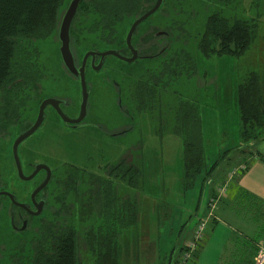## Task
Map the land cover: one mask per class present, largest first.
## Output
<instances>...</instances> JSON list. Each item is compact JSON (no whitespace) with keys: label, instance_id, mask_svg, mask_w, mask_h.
<instances>
[{"label":"rangeland","instance_id":"obj_1","mask_svg":"<svg viewBox=\"0 0 264 264\" xmlns=\"http://www.w3.org/2000/svg\"><path fill=\"white\" fill-rule=\"evenodd\" d=\"M64 9L65 7L60 11V23L66 10ZM216 12H223L230 21L240 19L257 22V39L245 55L207 58L200 53L198 43L207 19ZM134 21L133 17L125 18L122 34ZM158 25L169 26L174 34L182 33L184 43L188 45L187 51L197 62L198 76L190 79L183 77L179 81L186 88L167 85L159 101L155 100L154 110L147 114L132 111L135 122L133 131L128 135H102L96 143L90 137L80 138L79 135L73 136L61 131L55 133L54 119L49 116L44 125L31 135L29 143L34 145L37 158L54 157V163L69 158L71 153H89L96 161L101 157L105 163L115 165L126 160L142 169L143 184L140 188H132L121 180H114V188L118 191V206L127 199L136 200L139 205L138 225H129L120 235L121 264H133L131 261H136L137 256L140 261L136 264H180L183 256L181 249L195 238V231L201 223L206 224L203 233V237L207 235L204 253L201 259H193L187 264H196L199 260L201 264H220L219 249L225 244V234L229 229H212V217H215L219 201L216 208L210 211L208 203L211 194L216 190L222 197L228 196L229 192L224 190L223 184L227 173L230 172V180V177H235L244 168L237 167L231 171L238 160L235 150L242 142L237 88L248 74L264 73V0H234L229 6L212 0H165L161 9L140 25L138 32L142 34ZM97 43L94 35L86 36L80 49L85 53ZM32 45L38 51L37 62L44 71L40 99L55 94L68 97L75 105L81 104V82L68 72L63 62L59 29L48 38L34 41ZM102 45L104 47L100 48L104 49L109 44ZM162 60L163 58L159 61L152 59L129 64L109 57L101 73L88 70L90 116L103 122L108 133L116 131V123L121 126L129 124L130 117L126 110H131L132 107H128L126 94L119 93L116 83L122 84V78L131 75L134 79L129 78L128 84L133 86L140 81L138 89L145 91L147 83L151 82L150 76L158 75L156 67ZM99 81L103 84H98ZM199 84L200 87L196 88ZM34 101V110L29 113L33 117L28 118L27 115L26 122H32L36 117L35 107L38 106V101ZM193 104L198 107L202 120L201 139L206 151V161L202 172L191 183H187L184 152L188 130L177 118H193ZM21 133V127L18 126L0 137V157L12 156L13 143ZM259 133L260 137L264 136L262 129ZM262 141L264 138L253 144L252 153L257 154L258 144ZM6 160L10 164L9 157ZM69 162L77 165L73 160ZM77 162L81 164L85 161ZM216 163L219 167L210 176ZM105 177L108 176L105 174ZM104 185V202L109 204V193L106 192L109 186ZM88 189L86 186L77 189L74 192L75 199L77 196L83 198ZM104 207L110 218L116 217L110 214L107 205L104 204ZM96 209L102 214L99 207ZM116 210L115 205L114 211ZM61 214L57 218L49 214L45 219L76 228L79 234L78 258L81 264H95V257L85 243L87 232L95 223V214L93 218L86 215L83 201L75 203L71 215ZM200 220L201 223L196 227Z\"/></svg>","mask_w":264,"mask_h":264},{"label":"trees","instance_id":"obj_2","mask_svg":"<svg viewBox=\"0 0 264 264\" xmlns=\"http://www.w3.org/2000/svg\"><path fill=\"white\" fill-rule=\"evenodd\" d=\"M70 1L0 0V137L4 133H9L13 127L20 126L21 132L31 127V123L26 122L25 118L27 115L28 118L32 117L29 113L34 110V100L38 101V105L40 104L39 94L44 77V71L37 62L38 51L32 43L48 38L58 31L60 11L64 7L66 9ZM212 1L229 6L234 0ZM156 2L157 0H83L71 27V41L76 43L84 36L83 33H80L81 31L76 30V27H83L84 31L90 30V34L96 35L98 31L93 29L100 23L116 25L123 22L126 17L136 19L150 11ZM257 32L258 24L254 20L234 19L230 21L223 12H216L207 19L198 49L207 58L213 56L241 57L250 50L256 41ZM189 60L192 61L191 58ZM189 65L190 63L185 62L187 72L190 71V68H187ZM150 101L153 102V99ZM237 104L242 124V142L235 151L245 153V145L252 147L255 142L264 138L259 135L261 129L264 133V73L252 72L248 74L237 88ZM35 108L37 109V107ZM193 109L195 115L193 118L190 116L184 119L177 118L178 122L188 130L184 152L187 183H191L202 172L206 161V151L201 139L202 120H200L198 107L194 105ZM150 110H154V106ZM258 157L264 162V156L259 155ZM243 166L239 175L249 170L248 164L241 167ZM218 167V163L213 165L210 176L215 173ZM107 175L111 180V183L107 182L109 187L106 189V192L109 193L110 203L101 204L99 208L102 210V214L96 209V212L102 217V228L100 230L94 228L91 232H87L85 243L95 257V264H121L120 235L125 229H128L129 225L133 227L138 225L139 205L136 200L127 199L118 206V191L114 188V180H121L137 189L143 184V171L134 164L122 160L118 164L109 166ZM227 184L225 183L224 187L229 192ZM233 185L230 187V192ZM225 197L226 195L219 200V206L215 211V217H212V222H218L216 221L217 212L222 205L232 206L237 213L245 212L251 215L258 224L259 221H262L261 228L258 227V236L251 239L254 241L251 242V246H254L264 238V200L244 188H239L236 191L233 205L229 200L226 201ZM217 198L216 190L210 196L209 211L212 210V200ZM104 204L108 206L110 214L116 215L115 218L108 216ZM115 205L116 211H114ZM92 210L93 207L88 212L92 213ZM127 220H129L128 223ZM201 221L196 224V227ZM46 226H48V230L44 232V238L47 241L44 242V245H53L54 254L50 252L51 250L46 251L47 254L42 264H81L78 258L79 234L77 229L58 223L52 235L51 225ZM181 251L183 254L186 253L187 247L185 246ZM196 256L197 251L193 256L194 261ZM138 260L140 261L139 256L136 261L132 260L131 262L136 264Z\"/></svg>","mask_w":264,"mask_h":264},{"label":"flooded vegetation","instance_id":"obj_3","mask_svg":"<svg viewBox=\"0 0 264 264\" xmlns=\"http://www.w3.org/2000/svg\"><path fill=\"white\" fill-rule=\"evenodd\" d=\"M122 23L116 25L100 23L98 27L93 29L98 31L96 35L90 34V30L84 31L83 27H76V30L81 31L80 33H83L84 36L76 43L71 41V51L78 70L81 69L84 63L86 65L85 76L89 93L88 70L93 73H101L109 57L129 64L152 59L159 61L163 58L156 67V74L158 75L150 76L151 82L147 83L145 91L138 89L137 85L140 81L133 86L128 84L129 78L134 79L131 75L128 78L123 77L122 84L116 83L119 93L126 94L128 107H132L131 110H126V114L130 117V123L124 126L116 123L114 124L116 131L108 133L104 129L107 126L103 122L90 116L88 103L83 111L82 120L77 122L82 114V94L81 104L79 103V105H75L68 97H59L52 94L47 96L46 99H56L59 103H57V108L52 105L45 108V120L41 127L47 118L51 116L54 119L55 133L61 131L71 133L73 136L79 135L80 138L90 137L96 143L99 142L98 137L102 135L111 137L122 134L128 135L134 128L135 117L132 116V111L149 113L150 108L155 104V100L159 101L161 94L166 91L167 85L168 87L175 85L179 88H186V86L179 83L180 79L183 77L190 79L195 75L198 76L197 62L187 51L188 45L184 43L182 33L174 34L169 26L158 25L140 34L138 32L140 24L135 30L130 44L128 35L132 25L122 34ZM89 35H94L98 43L93 44L92 49L82 53L80 49L82 42ZM136 36L137 40H135ZM103 43L109 45L101 49ZM110 52H115L116 55H108ZM87 54L89 56L86 58ZM134 55L138 56V59L135 62H129ZM103 56L102 68L97 69ZM185 62L190 63L187 67L190 68L189 72L186 71ZM147 72L149 73L148 70ZM71 75L79 80L81 79L79 75ZM98 84L103 83L99 81ZM208 86L209 82L207 83ZM199 87L200 84L196 86V88ZM151 99H153V102L150 101ZM43 100L45 99H41L40 104L37 106L36 117L30 122V126L34 124ZM30 137L18 149L22 172H20L15 160L14 143L12 156L0 157V264H42L47 254L46 251L51 250L50 252H53L54 250L53 245H44V242L47 241L44 238V232L48 230L46 225H51V234L53 235L59 223L56 220L48 221L45 216L52 214L57 218V216L62 215L61 213L71 215L75 203L83 201V210L86 215L93 218L95 214V223L91 227L92 229L88 230V233L94 228L98 230L102 228L101 216L99 213L96 215L95 207H101V204L104 203V184L111 183L107 175V168L112 164L105 163L101 160V157L96 161L89 153H71L69 158L61 159L57 163H54V157L45 158L43 156L37 158L34 145L29 143ZM23 146L25 147L22 150ZM6 157H9L10 164H8ZM70 160L75 161L77 165L69 162ZM80 160L85 162L80 164L77 162ZM48 169L50 170L49 174ZM105 174L108 177H105ZM81 186L89 188L87 194L83 198L77 196L75 199L74 192ZM91 207H93L92 213L88 212ZM64 208L66 210H63Z\"/></svg>","mask_w":264,"mask_h":264},{"label":"crops","instance_id":"obj_4","mask_svg":"<svg viewBox=\"0 0 264 264\" xmlns=\"http://www.w3.org/2000/svg\"><path fill=\"white\" fill-rule=\"evenodd\" d=\"M244 147L246 152L238 153L237 165L231 171L248 164V172L241 175H239L240 173L236 174L235 177H230V180H228V173H230L228 172L226 175L227 180L225 179L223 183L232 182L227 184V186L229 185V195L225 197V200H229L232 205L235 203V193L239 188H244L264 200V162L258 157L259 155L264 156V141L258 144L259 150L257 154L251 152V145H245ZM252 157L254 158L252 159ZM231 185H233V188L230 192ZM216 221L218 222H212V229L220 227H228L229 229V232L225 234V244L219 249L221 253L220 264H253L258 246L264 242V238L255 243L254 246H251V242H254L251 239L258 236V227L259 229L261 228L262 221H259L258 224L251 215L245 212L237 213L232 206L227 207L226 205H222L218 210ZM206 240L207 235H205L204 240L198 247L195 261L199 258L201 259ZM196 264H201V260Z\"/></svg>","mask_w":264,"mask_h":264},{"label":"water","instance_id":"obj_5","mask_svg":"<svg viewBox=\"0 0 264 264\" xmlns=\"http://www.w3.org/2000/svg\"><path fill=\"white\" fill-rule=\"evenodd\" d=\"M83 0H71L65 10V13L62 17L60 26H59V39L61 42V56L63 59V62L67 68V70L77 76H81V85H82V114L79 118V121L82 120L83 117V111L86 109L87 103H88V98H89V92L87 89V83H86V76H85V72H86V65L85 63L83 64V66L81 67L80 70L77 69L76 65H75V61H74V57L71 51V36H70V32H71V27L73 24V21L77 15L78 12V8L80 6V3ZM164 0H157L155 6L148 11L147 13H145L143 16L137 18L135 20V22L132 24L131 30L129 32L128 35V42L131 44L132 42V38L134 36V32L137 29V27L142 24L144 21H146L147 19H149L152 15H154L157 11H159V9L161 8L162 4H163ZM108 55H116L115 52H110L108 53ZM107 55V56H108ZM89 56V54L86 55V58ZM138 59V56L134 55L132 60H129V62H135ZM104 60V56L102 57L100 66L97 69H101L102 68V63ZM57 103H59L58 100L56 99H45L42 101L41 105H40V109H39V114L34 122V124L27 129L26 131L22 132L15 140L14 142V147H13V151H14V156H15V160L20 168V172H22L21 170V163H20V158H19V154H18V149L20 147V145L27 139L29 138L31 135H33L42 125V123L45 120V108L49 105H52L54 107L57 108ZM50 170L48 169V174H49Z\"/></svg>","mask_w":264,"mask_h":264},{"label":"built area","instance_id":"obj_6","mask_svg":"<svg viewBox=\"0 0 264 264\" xmlns=\"http://www.w3.org/2000/svg\"><path fill=\"white\" fill-rule=\"evenodd\" d=\"M234 174V173H233ZM224 190H227L226 187H224ZM225 192V191H224ZM218 193V198L217 199H213L212 202V209L214 210L217 206L218 201L221 199V193ZM205 223H201L198 228L195 231V238H193V240H191L188 244H187V252L183 254L182 256V260L180 262V264H187V262L189 261H193V256L195 254V252L198 249V244L203 240V233H204V229H205ZM259 251L257 253V255H255L254 257V263L253 264H264V242L261 243L259 245Z\"/></svg>","mask_w":264,"mask_h":264}]
</instances>
